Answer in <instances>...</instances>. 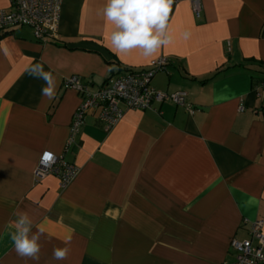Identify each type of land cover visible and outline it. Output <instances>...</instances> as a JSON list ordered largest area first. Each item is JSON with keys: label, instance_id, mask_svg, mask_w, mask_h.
Returning <instances> with one entry per match:
<instances>
[{"label": "crops", "instance_id": "0c3cea01", "mask_svg": "<svg viewBox=\"0 0 264 264\" xmlns=\"http://www.w3.org/2000/svg\"><path fill=\"white\" fill-rule=\"evenodd\" d=\"M193 1L173 0L172 40L151 57L112 46L107 0H64L56 41L0 33V264H235L232 240L255 222L264 233V0H197L199 19ZM161 58L152 87L186 93L192 114L155 104L107 132L89 111L68 146L82 96L67 79L95 93ZM36 63L54 78L51 99L29 75ZM45 154L79 168L66 189L53 175L35 181ZM18 211L44 229L38 262L14 250ZM54 247L67 257L53 259Z\"/></svg>", "mask_w": 264, "mask_h": 264}, {"label": "built area", "instance_id": "2783aa9c", "mask_svg": "<svg viewBox=\"0 0 264 264\" xmlns=\"http://www.w3.org/2000/svg\"><path fill=\"white\" fill-rule=\"evenodd\" d=\"M64 0H11V11H0V32H10L16 28H29L34 38L41 43L57 40ZM193 11L200 18L199 1H193ZM264 38V30L262 34ZM167 59L161 58L151 63L148 70L126 71L110 80L95 93L78 76L67 79L64 84L82 96V103L74 114L71 126V138L68 146L73 144L75 136L85 124L89 111L98 112V120L107 132L115 128L128 111L154 110L155 104L171 102L185 107L191 114L193 109L188 103L186 93L164 94L152 87V80L157 72L165 69ZM79 174V168L68 163L63 157L45 154L35 170V181L40 182L53 175L66 189ZM249 239L232 240L230 247L235 256V264H264L263 223L251 225Z\"/></svg>", "mask_w": 264, "mask_h": 264}, {"label": "clouds", "instance_id": "9594fccd", "mask_svg": "<svg viewBox=\"0 0 264 264\" xmlns=\"http://www.w3.org/2000/svg\"><path fill=\"white\" fill-rule=\"evenodd\" d=\"M173 0H107L103 16L113 26L110 42L118 51L126 52L134 48L142 50L145 57H151L162 46L168 45L172 37L168 33L169 12ZM187 39L189 33L183 34ZM29 75L42 79L46 87L41 93L51 99L55 94L56 83L50 72H45L42 65L36 63L29 70ZM14 215V231L11 240L16 254L21 258L39 261L40 236L44 229L33 231V221L26 212L18 211ZM67 247H54L52 258L64 260Z\"/></svg>", "mask_w": 264, "mask_h": 264}, {"label": "trees", "instance_id": "16d2710c", "mask_svg": "<svg viewBox=\"0 0 264 264\" xmlns=\"http://www.w3.org/2000/svg\"><path fill=\"white\" fill-rule=\"evenodd\" d=\"M0 33H4V34H8L7 32H0ZM4 37V35L3 34H0V38H3ZM117 66V65H116ZM114 69V68H113ZM118 69H120V68H118Z\"/></svg>", "mask_w": 264, "mask_h": 264}]
</instances>
